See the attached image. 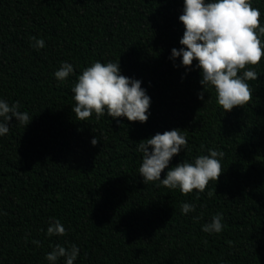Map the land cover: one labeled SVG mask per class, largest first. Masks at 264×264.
I'll return each mask as SVG.
<instances>
[{"label":"trees","instance_id":"obj_1","mask_svg":"<svg viewBox=\"0 0 264 264\" xmlns=\"http://www.w3.org/2000/svg\"><path fill=\"white\" fill-rule=\"evenodd\" d=\"M249 3L264 27V0ZM183 10L184 0H0V100L32 118L13 117L0 135V264H53L46 255L57 244L78 247L74 264H264V56L238 72L259 76L245 81L251 99L224 111L198 62L172 58ZM97 61L141 81L146 122L106 110L77 119L72 88ZM65 62L74 70L60 81ZM174 129L187 146L161 179L209 149L224 153L203 192L145 184L139 173V142ZM184 203L194 210L183 214ZM219 213L222 231L204 232ZM53 219L66 235L47 234Z\"/></svg>","mask_w":264,"mask_h":264},{"label":"clouds","instance_id":"obj_2","mask_svg":"<svg viewBox=\"0 0 264 264\" xmlns=\"http://www.w3.org/2000/svg\"><path fill=\"white\" fill-rule=\"evenodd\" d=\"M260 10L253 8L249 0H184L183 14L179 20L185 27L180 39L183 46L179 50L172 49V58L182 57V66L190 68L193 61L201 70L200 83L214 86L217 102L224 111L230 112L236 106L245 105L252 96L248 83L245 81L258 79L253 70H246L243 76L238 72L247 65H256L264 56V45L260 36L264 35V27L260 24ZM258 30V31H257ZM35 41L34 47L43 48L42 39ZM73 66L63 63L55 72V77L64 81L73 72ZM76 105L72 108L78 120H86L93 112L98 120L107 111L112 118L126 117L128 121L144 123L148 120L150 97L141 87V81L125 77L120 72L119 62L103 64L99 61L83 70L78 82L72 88ZM203 100V93L199 94ZM19 102L9 106L0 100V135L8 133V124L13 117L21 124L28 125L32 118L27 112H20ZM97 144V139L91 141ZM187 146L186 138L180 129L157 133L153 137L142 140L138 151L143 153V161L139 173L144 183L159 180L170 189L179 188L183 194L194 189L203 192L210 180H218L222 173V151L209 149V155L199 156L191 163H180L167 171L161 179L162 171L168 167L171 158L178 155ZM151 147V151L149 148ZM194 210V205H181L183 214ZM222 213L215 215L210 224L202 230L208 233H219L223 225ZM47 234L66 235V230L59 220L47 228ZM34 243H38L35 242ZM231 243V242H229ZM79 249L72 245L70 249L57 244L46 259L54 262L58 257H65L66 264H74Z\"/></svg>","mask_w":264,"mask_h":264}]
</instances>
